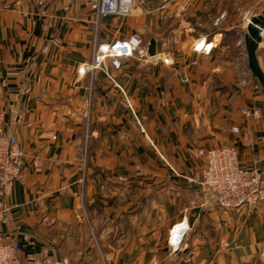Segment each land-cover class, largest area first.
I'll return each mask as SVG.
<instances>
[{
	"label": "crops",
	"instance_id": "0c3cea01",
	"mask_svg": "<svg viewBox=\"0 0 264 264\" xmlns=\"http://www.w3.org/2000/svg\"><path fill=\"white\" fill-rule=\"evenodd\" d=\"M239 2L136 0L117 15L0 0V125L24 154L1 238L69 264H264V204L226 210L196 183L198 150L219 145L264 174V90L244 45L264 0ZM133 35L144 55L79 71ZM257 57L264 71V31Z\"/></svg>",
	"mask_w": 264,
	"mask_h": 264
},
{
	"label": "built area",
	"instance_id": "2783aa9c",
	"mask_svg": "<svg viewBox=\"0 0 264 264\" xmlns=\"http://www.w3.org/2000/svg\"><path fill=\"white\" fill-rule=\"evenodd\" d=\"M103 14L130 15L135 11L136 0H86ZM246 24L251 17L244 16ZM165 45V44H164ZM142 39L133 35L129 39L116 41L100 49L93 62L80 68V72H91L101 68L106 57H112L115 68L120 67V57L142 56ZM242 113L259 117L261 109L256 106L242 108ZM235 131L238 128L234 127ZM204 158V167L196 183L201 189L210 192L218 207L232 210L244 205L264 204V174L257 168L242 165L239 151L234 145H219L198 150ZM23 149L12 133L4 131L0 125V225L8 208L4 196L8 195L22 171ZM177 225L172 229L170 243L178 234ZM181 236V235H180ZM0 264H69L68 258L22 257L20 245L15 240L5 241L0 236Z\"/></svg>",
	"mask_w": 264,
	"mask_h": 264
},
{
	"label": "water",
	"instance_id": "95a60500",
	"mask_svg": "<svg viewBox=\"0 0 264 264\" xmlns=\"http://www.w3.org/2000/svg\"><path fill=\"white\" fill-rule=\"evenodd\" d=\"M264 31V11L251 18V21L247 24L246 32L244 35V45L247 52L248 68L261 85L264 90V71L261 68L258 57L257 50L262 41V33ZM156 41L152 40L148 47V55L153 57L156 54ZM177 236L173 238L174 249H178L180 243L182 242V236L185 233V227L183 225L177 227ZM181 235V236H180Z\"/></svg>",
	"mask_w": 264,
	"mask_h": 264
},
{
	"label": "rangeland",
	"instance_id": "374dc122",
	"mask_svg": "<svg viewBox=\"0 0 264 264\" xmlns=\"http://www.w3.org/2000/svg\"><path fill=\"white\" fill-rule=\"evenodd\" d=\"M246 2H247V0H240L239 3H240V4H241V3H244V4H245ZM237 7H238V6L234 5L233 8L236 10ZM246 68H247V64H246ZM247 72H248V68H247ZM248 73L251 74L250 71H249Z\"/></svg>",
	"mask_w": 264,
	"mask_h": 264
}]
</instances>
